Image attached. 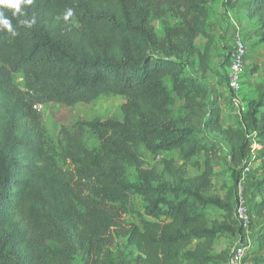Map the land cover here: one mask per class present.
Instances as JSON below:
<instances>
[{
  "label": "trees",
  "instance_id": "16d2710c",
  "mask_svg": "<svg viewBox=\"0 0 264 264\" xmlns=\"http://www.w3.org/2000/svg\"><path fill=\"white\" fill-rule=\"evenodd\" d=\"M211 1L33 0L16 16L14 9H0L17 33L0 28V264H73L81 252L98 264H115L106 252L107 234L137 251L135 264H210L219 237L231 232L245 241L232 195L225 202L212 195L211 162L196 177L186 170L187 162L212 149L199 137L201 126L221 139L238 167L252 149L243 129H225L218 110L208 113V90L183 77V58L211 70ZM163 7L181 24L161 38L152 18ZM245 9L258 23L256 45H264V0H245ZM201 36L203 52L196 47ZM166 80L173 81L171 92ZM172 94L184 101L183 121L172 114ZM108 95L127 98L124 120L85 124L101 144L99 153L84 146V128L75 135L65 130L64 157L75 168L64 170L47 148L38 107H73ZM251 106L250 128L264 152V90ZM143 149L177 150L186 164L177 168L175 160H164L160 174L147 168ZM131 173L138 182L131 183ZM255 190L250 214L263 220L264 167ZM136 194L154 221L140 217V226H127L122 221L134 212ZM209 207L224 211L226 222L210 223ZM255 242L245 264H264V229Z\"/></svg>",
  "mask_w": 264,
  "mask_h": 264
},
{
  "label": "rangeland",
  "instance_id": "374dc122",
  "mask_svg": "<svg viewBox=\"0 0 264 264\" xmlns=\"http://www.w3.org/2000/svg\"><path fill=\"white\" fill-rule=\"evenodd\" d=\"M229 6V5H228ZM219 9L217 2L211 1L208 4L209 14L211 11L216 13ZM153 26L159 37H164L165 34L181 24V18L176 13H172L168 8L163 7L162 11L158 15H154L152 18ZM213 26H215L213 24ZM216 30V28H215ZM251 35V36H250ZM257 38L253 34H248L244 37L243 42L246 44L249 55L246 60L245 76L244 78H253L258 75L261 79L264 76V46L255 48L253 42ZM223 37H218V41L214 42V52L210 63L211 70L207 73L202 72L198 67V62L194 60L181 59L180 64L183 69L184 78H193L209 92L207 99V111L209 114L215 110L220 112L221 122L223 127L243 129L249 141L251 142V152L243 166L238 167L231 160L230 149L221 141V139L211 134L206 128L202 127L198 129L199 137L203 138L208 148H212L209 154H200L194 157L189 163L187 162L186 170L189 177H196L201 175L205 169V164L210 161L213 167V192L212 195L218 197L221 201L225 202L227 198L232 195L234 215L236 208L239 205L240 197L244 198L247 208L251 211L252 199L256 192V184L260 179L261 168L264 167V152L262 145L254 138V133L250 128L249 116L254 109L251 104H256L259 101L260 95L256 99L248 98L241 94L238 98L232 94L229 88V65L230 57L234 50L235 40L231 39V45L229 48H222L219 43H222ZM254 42V43H255ZM247 61H250V65H247ZM21 76H16L17 85L22 84ZM257 82V81H256ZM165 86L168 91H172L173 81L166 80ZM257 87V85H255ZM173 104L171 111L176 120L183 121L187 117L183 110L184 101L174 94ZM239 105L245 107V112L237 113L236 102ZM127 102V98L108 95L99 98L98 100L90 104H78L73 107H66L61 104H48L38 107V110L42 116V122L47 130L49 142L48 150L55 152L57 160L60 162V166L67 171L73 170L75 167L70 161L65 159V151L67 150V143L63 136L65 130L72 134H78L81 128H84L82 141L84 146L95 152L101 151V144L98 139L85 127L88 122L101 121L106 122L109 120L122 122L124 120V114L122 112V106ZM207 118V117H205ZM183 126L186 124L181 123ZM142 156L146 162L147 168H158L160 174H164V166L162 162L164 160H175L176 167L180 168L186 164V161L182 158L179 151L169 150L159 153H152L146 149L142 150ZM166 181H170L164 176ZM131 183L138 182L134 173L130 174ZM170 183V182H168ZM105 194L102 193V196ZM259 200V199H258ZM132 206L134 208L133 213H129L123 218L122 222H125L127 226L137 225L140 226V217H145L149 221H154L148 217L145 213L146 204L143 197L136 194L132 196ZM163 210L165 209L162 207ZM208 214L209 222H226L224 211L218 210L214 207H209L206 210ZM253 218V217H252ZM237 220V219H236ZM212 226V225H211ZM264 229V219H253L251 226L248 230H243V236L245 241L242 242V238L239 234L228 232L222 237H219L215 241V245L211 250V255L215 258V262L210 264H228L231 255L238 249L246 248V253L249 250H254L257 246L255 242L258 232ZM108 244L106 246V252L108 258L115 264L119 263H137L139 254L134 248L128 247L126 240L120 238H112L111 234L106 235ZM194 246L190 250H194ZM223 260L228 262L223 263ZM73 264H98L95 256L84 255L82 252L78 253L73 259ZM182 264H192L187 260H183Z\"/></svg>",
  "mask_w": 264,
  "mask_h": 264
},
{
  "label": "crops",
  "instance_id": "0c3cea01",
  "mask_svg": "<svg viewBox=\"0 0 264 264\" xmlns=\"http://www.w3.org/2000/svg\"><path fill=\"white\" fill-rule=\"evenodd\" d=\"M215 1L219 9L216 10L215 14L213 13L214 11H211V14L208 15L207 34L214 37V42L218 41L219 36L223 37L224 40L222 43H219L220 46L222 45V48H229L232 38L244 40V37L250 33L253 34L257 30V21L249 20L246 16L245 0H230L233 6H228L229 0ZM213 24L215 26H213ZM254 42L255 48H259V45H256V42ZM206 44L207 40L203 36L196 40V47L202 52L205 50ZM262 46L264 45H260V47ZM214 50L213 43L212 55ZM250 64V61H247V65L249 66ZM255 85H257V87ZM263 90L264 76L261 79L258 78V75L253 76V78H247V76L244 78L242 92L244 96L256 99L258 95H261Z\"/></svg>",
  "mask_w": 264,
  "mask_h": 264
},
{
  "label": "built area",
  "instance_id": "2783aa9c",
  "mask_svg": "<svg viewBox=\"0 0 264 264\" xmlns=\"http://www.w3.org/2000/svg\"><path fill=\"white\" fill-rule=\"evenodd\" d=\"M249 55V50L243 40H235L234 50L230 57V65L228 71L229 88L237 98L243 92V80L245 76L246 60ZM236 106L238 108L237 113L245 112V107L239 105L236 100ZM235 215L242 226L243 230H248L252 224L253 218L250 211L247 208L244 198L240 197L239 205L236 208ZM246 248L238 249L232 253L228 264H245L244 255Z\"/></svg>",
  "mask_w": 264,
  "mask_h": 264
},
{
  "label": "clouds",
  "instance_id": "9594fccd",
  "mask_svg": "<svg viewBox=\"0 0 264 264\" xmlns=\"http://www.w3.org/2000/svg\"><path fill=\"white\" fill-rule=\"evenodd\" d=\"M33 0H0V9L9 8L14 9L13 16L18 13H22L23 6L31 5ZM71 10H69V15ZM35 21H32L34 23ZM0 28L6 29L8 32L15 36L17 33L13 30L11 20L4 15L3 11L0 10Z\"/></svg>",
  "mask_w": 264,
  "mask_h": 264
}]
</instances>
